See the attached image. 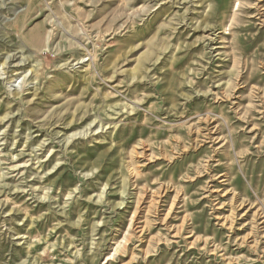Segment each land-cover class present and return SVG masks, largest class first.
<instances>
[{
  "label": "rangeland",
  "instance_id": "rangeland-1",
  "mask_svg": "<svg viewBox=\"0 0 264 264\" xmlns=\"http://www.w3.org/2000/svg\"><path fill=\"white\" fill-rule=\"evenodd\" d=\"M0 264H264V0H0Z\"/></svg>",
  "mask_w": 264,
  "mask_h": 264
},
{
  "label": "bare ground",
  "instance_id": "bare-ground-1",
  "mask_svg": "<svg viewBox=\"0 0 264 264\" xmlns=\"http://www.w3.org/2000/svg\"><path fill=\"white\" fill-rule=\"evenodd\" d=\"M30 40L36 44V39L34 37H32Z\"/></svg>",
  "mask_w": 264,
  "mask_h": 264
}]
</instances>
